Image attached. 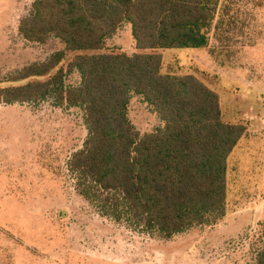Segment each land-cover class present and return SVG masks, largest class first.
I'll return each instance as SVG.
<instances>
[{
	"label": "rangeland",
	"instance_id": "374dc122",
	"mask_svg": "<svg viewBox=\"0 0 264 264\" xmlns=\"http://www.w3.org/2000/svg\"><path fill=\"white\" fill-rule=\"evenodd\" d=\"M34 1L0 0V87L64 48L55 38L40 45L19 35V21ZM208 37L206 48L161 51L162 73L197 77L219 95L224 122L247 127L227 159L222 220L166 238L101 215L77 193L68 170L87 137L82 109L60 107L54 98L0 104V264H258L264 249V0H220ZM105 50L137 52L130 24L123 23ZM80 82L74 71L64 86ZM128 114L140 135L163 126L139 96L131 97Z\"/></svg>",
	"mask_w": 264,
	"mask_h": 264
},
{
	"label": "trees",
	"instance_id": "16d2710c",
	"mask_svg": "<svg viewBox=\"0 0 264 264\" xmlns=\"http://www.w3.org/2000/svg\"><path fill=\"white\" fill-rule=\"evenodd\" d=\"M220 0H36L19 21L29 43L64 48L25 66L0 87V104L82 109L83 148L69 160L76 191L116 222L170 238L225 215L229 153L247 133L224 122L219 95L197 77L162 73L161 51L206 48ZM123 23L136 53L106 51ZM72 55L66 68L60 67ZM81 82L66 88L67 75ZM139 96L163 126L140 135L129 119ZM264 264V249L258 255Z\"/></svg>",
	"mask_w": 264,
	"mask_h": 264
}]
</instances>
